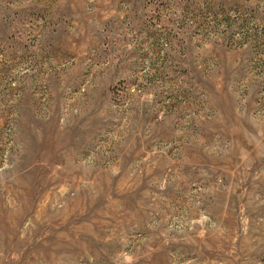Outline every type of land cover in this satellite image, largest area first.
<instances>
[{"label":"rangeland","instance_id":"rangeland-1","mask_svg":"<svg viewBox=\"0 0 264 264\" xmlns=\"http://www.w3.org/2000/svg\"><path fill=\"white\" fill-rule=\"evenodd\" d=\"M0 264H264V0H0Z\"/></svg>","mask_w":264,"mask_h":264}]
</instances>
